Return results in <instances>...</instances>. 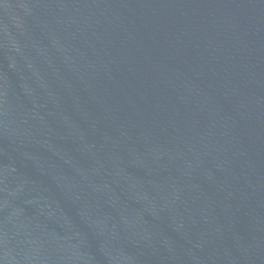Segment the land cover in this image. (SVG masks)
Masks as SVG:
<instances>
[{
    "label": "water",
    "instance_id": "water-1",
    "mask_svg": "<svg viewBox=\"0 0 264 264\" xmlns=\"http://www.w3.org/2000/svg\"><path fill=\"white\" fill-rule=\"evenodd\" d=\"M0 264H264V0H0Z\"/></svg>",
    "mask_w": 264,
    "mask_h": 264
}]
</instances>
